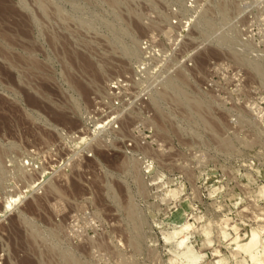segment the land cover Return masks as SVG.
Segmentation results:
<instances>
[{"label":"rangeland","instance_id":"1","mask_svg":"<svg viewBox=\"0 0 264 264\" xmlns=\"http://www.w3.org/2000/svg\"><path fill=\"white\" fill-rule=\"evenodd\" d=\"M232 225L264 227V0H0V264H252Z\"/></svg>","mask_w":264,"mask_h":264},{"label":"bare ground","instance_id":"2","mask_svg":"<svg viewBox=\"0 0 264 264\" xmlns=\"http://www.w3.org/2000/svg\"><path fill=\"white\" fill-rule=\"evenodd\" d=\"M146 71V70H145ZM184 78V77H183ZM182 78V79H183ZM164 91V90H163ZM166 91V90H165ZM160 93V92H159ZM165 93V92H164ZM169 94V93H168ZM176 94V93H175ZM165 97V96H164ZM163 97V98H164ZM175 97V95H174ZM179 98V97H178ZM177 102V101H176ZM193 102V101H192ZM180 103V102H179ZM199 105V104H198ZM193 106V104H192ZM195 108V107H194ZM199 110V109H198ZM192 116V115H191ZM208 120V119H207ZM206 121V119H205ZM130 210V209H129ZM131 211V210H130ZM132 213V211H131ZM130 214V213H129ZM134 215V213H132ZM131 214V215H132ZM137 215V214H136ZM192 226V224H188L187 226H183L181 228V231L180 232H183V231H186L187 228H190ZM233 228L236 230V234L235 236H233L232 238V241H234L236 243V246L234 248V252L232 251L231 254L233 256H235L237 258V254H238V250H243L250 258L252 264H264V227H261L259 228H256V231L254 232L253 230H251V235L249 236V238L247 237L248 240L246 241H241L239 239V235L238 234V231H237V224L236 226L235 225H232ZM241 231V230H240ZM245 231V230H244ZM225 230H223V234H225ZM241 233V232H240ZM243 234V233H242ZM225 236V235H224ZM187 239V238H186ZM185 241V239H183ZM206 241H208L210 243L211 239L208 238ZM229 245V244H228ZM258 250V254L257 255H254V252ZM219 253L220 251L218 249H216L214 251V255L216 256H219ZM209 252H206V253H201V251H196V250H193L192 252H189L188 256H187V263H194L196 260H199V259H204L206 257H210L211 255H213ZM230 254V255H231ZM215 256V257H216ZM247 256V257H248ZM246 257V258H247ZM243 258V259H242ZM242 260L245 261V257L242 256ZM214 259V258H213ZM248 259V258H247ZM210 260V259H209ZM249 260V261H250ZM215 264H224V259L223 258H219V259H216L214 261ZM202 264H204L202 262Z\"/></svg>","mask_w":264,"mask_h":264},{"label":"built area","instance_id":"3","mask_svg":"<svg viewBox=\"0 0 264 264\" xmlns=\"http://www.w3.org/2000/svg\"><path fill=\"white\" fill-rule=\"evenodd\" d=\"M114 86V85H113Z\"/></svg>","mask_w":264,"mask_h":264}]
</instances>
